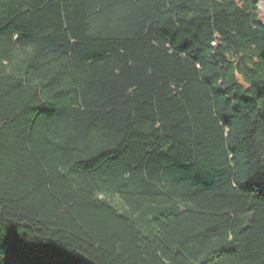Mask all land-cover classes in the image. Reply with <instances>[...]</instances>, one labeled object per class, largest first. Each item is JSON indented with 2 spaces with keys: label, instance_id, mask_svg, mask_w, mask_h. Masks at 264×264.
I'll return each mask as SVG.
<instances>
[{
  "label": "trees",
  "instance_id": "trees-1",
  "mask_svg": "<svg viewBox=\"0 0 264 264\" xmlns=\"http://www.w3.org/2000/svg\"><path fill=\"white\" fill-rule=\"evenodd\" d=\"M0 264H264L259 0H0Z\"/></svg>",
  "mask_w": 264,
  "mask_h": 264
},
{
  "label": "rangeland",
  "instance_id": "rangeland-1",
  "mask_svg": "<svg viewBox=\"0 0 264 264\" xmlns=\"http://www.w3.org/2000/svg\"><path fill=\"white\" fill-rule=\"evenodd\" d=\"M259 2H260L261 11L264 12V4H263V2L261 0H259Z\"/></svg>",
  "mask_w": 264,
  "mask_h": 264
}]
</instances>
